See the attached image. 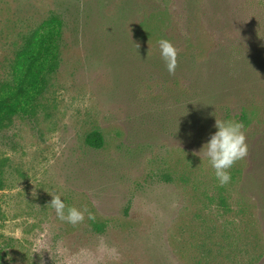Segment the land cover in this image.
<instances>
[{"label":"rangeland","instance_id":"1","mask_svg":"<svg viewBox=\"0 0 264 264\" xmlns=\"http://www.w3.org/2000/svg\"><path fill=\"white\" fill-rule=\"evenodd\" d=\"M221 4L203 6L186 89L125 80L121 0H0V84L43 19L65 22L46 90L0 130V264H263L264 0ZM215 119L242 122L248 146L224 186L200 151ZM52 195L94 220H58Z\"/></svg>","mask_w":264,"mask_h":264},{"label":"trees","instance_id":"2","mask_svg":"<svg viewBox=\"0 0 264 264\" xmlns=\"http://www.w3.org/2000/svg\"><path fill=\"white\" fill-rule=\"evenodd\" d=\"M121 4L113 19L130 26V31H123L119 24L117 33L126 37L128 47L122 53L123 59L126 58L124 73L130 78L125 80L141 83L148 75L156 76L165 86H179L180 82H185L186 89L193 86L200 24L204 17H211L203 11V6L211 7V15H222L221 0H174L172 9V0H121ZM64 28L63 18L52 14L31 31L14 53L11 78L0 84V130L13 117L32 113L51 76L59 68ZM160 39L170 41L176 49V68L172 74L160 59L157 47ZM199 108V102L190 98L182 111L190 117L198 114ZM85 144L93 149L101 148V135L96 131L89 133ZM3 187L0 173V191Z\"/></svg>","mask_w":264,"mask_h":264},{"label":"clouds","instance_id":"3","mask_svg":"<svg viewBox=\"0 0 264 264\" xmlns=\"http://www.w3.org/2000/svg\"><path fill=\"white\" fill-rule=\"evenodd\" d=\"M159 56L169 74L176 68V49L166 39L157 42ZM215 131L210 134L208 140L202 144L200 151L213 170L214 177L219 186L228 184L231 180L229 169L235 162L242 160L247 155V143L244 134V125L238 120H216ZM199 151V153H200ZM54 210L58 220L76 225L85 219V213L89 220H94L87 208L83 210L76 207H66L60 195H52L48 203Z\"/></svg>","mask_w":264,"mask_h":264}]
</instances>
